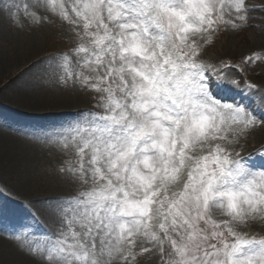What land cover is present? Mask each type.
Masks as SVG:
<instances>
[{"label":"snow or ice","instance_id":"6c2138e0","mask_svg":"<svg viewBox=\"0 0 264 264\" xmlns=\"http://www.w3.org/2000/svg\"><path fill=\"white\" fill-rule=\"evenodd\" d=\"M256 11L264 5L249 0L0 3V20L17 27L21 16L68 25L75 46L48 68L101 109L27 133L71 150L57 165L70 190L48 205L58 234L11 233L37 264H136L146 253L160 264H264V236L243 230L264 224V148L239 150L264 127V93L226 75L239 65L200 59L221 32L259 27Z\"/></svg>","mask_w":264,"mask_h":264},{"label":"rangeland","instance_id":"374dc122","mask_svg":"<svg viewBox=\"0 0 264 264\" xmlns=\"http://www.w3.org/2000/svg\"><path fill=\"white\" fill-rule=\"evenodd\" d=\"M3 2L4 0H0V3ZM249 4L261 6L264 5V0H249ZM250 15L257 17V21L250 20L249 24H264V12L256 11ZM21 23L22 28L5 19L2 20L3 28L0 30V130L8 134L16 133L21 138L27 136L31 144L37 146L35 151L39 154V164H30L28 167L31 166L32 169L27 172V165L22 164L20 168L0 161V192L4 193L0 195V238L5 239L6 247L37 263L31 255L22 250V243L13 239L11 233L30 229L41 239L45 238L46 233L54 236L58 234L60 223L48 210V205L54 198L64 196L70 190L58 175L57 165L69 158L71 150L66 153L55 143L37 142L27 133L39 134L56 129L74 120L82 110L99 112L101 109L93 107L96 103L93 99L97 96L96 93L79 88H64L58 83V74L48 68V57L68 52L75 46L68 25L57 20L54 24L32 27L23 16ZM257 56L260 59H255ZM246 57L253 59L245 62ZM200 59L215 64L224 60L239 65L244 70L242 74L229 70L226 75L230 79H239L241 85L245 81L254 85L259 90L257 97L264 93V27H249L235 34L221 32L202 53ZM11 62L17 65L11 70L12 73L20 67V71H23L21 85H13L14 80L9 82L10 77H13L12 73H7ZM221 95L230 98L238 93L229 90ZM39 96L44 97L47 103H52L50 108L56 107L55 110L42 113L47 116L39 120H27L8 112L9 108L26 101V97L33 100ZM59 98L64 100L65 104L57 105ZM30 113L33 114L29 111L26 115ZM3 144L0 139V151L5 150ZM241 145L239 150L244 156L264 148V127L255 128L246 140H241ZM24 176L31 178L28 180L29 186L25 184ZM243 230L264 236V224L259 222ZM0 264L8 263L0 261ZM136 264H160V257L154 253L142 254L138 256Z\"/></svg>","mask_w":264,"mask_h":264},{"label":"bare ground","instance_id":"6f19581e","mask_svg":"<svg viewBox=\"0 0 264 264\" xmlns=\"http://www.w3.org/2000/svg\"><path fill=\"white\" fill-rule=\"evenodd\" d=\"M256 21H257V19H255V22ZM259 27H264V24L261 22V24H259ZM1 28H3L2 20H0V30H1ZM14 66H17L16 63L11 62L8 65L9 68L7 67V69H8L7 73H9V74L12 73V71L14 70L13 69ZM20 68H18V70L14 71L12 73L13 77H10L9 82H11V80H14L13 85H21V83H22L21 80H22L23 75H21V73L23 71L21 72ZM28 87H29V85H28ZM25 99H26V101L21 100L23 102H19L20 103L19 105L9 108L8 112L14 114L15 116H17V118H24L27 120H33V119L39 120L40 118L47 116L46 113L42 114L44 111H47V110L51 111V110H55V108H56V107L50 108L52 103H47V101L42 96L34 98L33 100L29 99L28 97H26ZM30 101L33 103H31ZM56 104L57 105H63V104H65V102H64V100L59 98L57 100ZM56 104H54V105H56ZM29 111H31L33 114L30 113L29 115H26L27 112H29ZM10 129H12V128H10ZM0 139L4 143L3 146L5 148V150L0 151V161L6 162L10 165H16L19 167L22 166V164L27 165V167H26L27 172L31 171V169H32L31 166L28 167L30 164L34 163L36 165L37 162H38L37 164H39V154L37 153V151H35L37 149V146H34L33 144H31V141L29 139H27V136L24 138H21V136L16 135V133H15V135L14 134H8L7 132L0 130ZM24 179L26 181L25 184L29 186L28 180H30L31 178L28 179V178H25V176H24ZM30 183H32V182H30ZM0 261L8 263V264H37L34 261L30 260L29 258H26L23 255L15 252V251H12V249H9L8 246L6 247L5 239L3 240L1 238H0Z\"/></svg>","mask_w":264,"mask_h":264}]
</instances>
